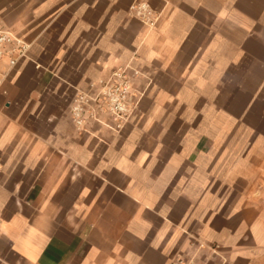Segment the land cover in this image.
<instances>
[{
    "label": "crops",
    "instance_id": "obj_1",
    "mask_svg": "<svg viewBox=\"0 0 264 264\" xmlns=\"http://www.w3.org/2000/svg\"><path fill=\"white\" fill-rule=\"evenodd\" d=\"M0 23L30 44L0 84V264H264V0H0ZM121 65L129 122L77 128Z\"/></svg>",
    "mask_w": 264,
    "mask_h": 264
},
{
    "label": "built area",
    "instance_id": "obj_2",
    "mask_svg": "<svg viewBox=\"0 0 264 264\" xmlns=\"http://www.w3.org/2000/svg\"><path fill=\"white\" fill-rule=\"evenodd\" d=\"M136 15L148 20L152 14L149 6L141 2L133 6ZM30 44L15 35L12 29L0 23V60L8 58L5 72L0 76V84L7 72L27 56ZM140 71L130 65H121L112 70L106 79L91 84L92 93L77 91L71 107V115L77 128L84 129L87 117L99 118V114L110 116L111 128L121 130L129 122L137 106L134 90L135 78Z\"/></svg>",
    "mask_w": 264,
    "mask_h": 264
}]
</instances>
